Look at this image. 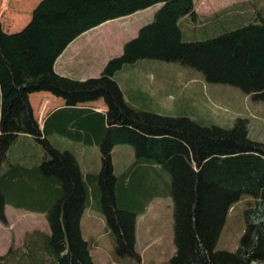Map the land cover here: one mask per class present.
I'll use <instances>...</instances> for the list:
<instances>
[{"label": "trees", "instance_id": "16d2710c", "mask_svg": "<svg viewBox=\"0 0 264 264\" xmlns=\"http://www.w3.org/2000/svg\"><path fill=\"white\" fill-rule=\"evenodd\" d=\"M260 2L239 1L199 14L195 0H38L20 27L6 29L0 18V221L8 222L10 203L46 212L49 224V231H26L0 255V264H95L80 228L90 201L99 203L117 253L130 262L140 260L136 219L158 190L151 173L159 174L157 168L168 174L165 191L173 199L176 250L171 264L264 260V141L250 135L242 118L225 126L194 114L148 109L149 98L140 87L126 97L115 77L140 59L177 61L201 70L208 82L229 83L264 100V15L258 9L242 25L201 40H184L180 25L188 16L207 22L227 16L230 22L235 9ZM157 3L161 6L153 20L125 41L122 53L111 57L99 75L78 79L55 70L56 60L76 37ZM37 91L63 102L43 123L31 99ZM98 99L105 110L93 105ZM184 105L183 110L192 109ZM53 133L71 144L59 147L50 138ZM32 138L41 150L29 149ZM88 144L100 149L98 171L89 159L84 165L78 157ZM119 144L132 145L135 158L116 173L112 150ZM239 200L246 201L239 245L217 249L226 216Z\"/></svg>", "mask_w": 264, "mask_h": 264}, {"label": "rangeland", "instance_id": "374dc122", "mask_svg": "<svg viewBox=\"0 0 264 264\" xmlns=\"http://www.w3.org/2000/svg\"><path fill=\"white\" fill-rule=\"evenodd\" d=\"M37 1L0 0V18L6 29L24 24L28 19L27 14L31 13L30 9ZM195 1L199 14H212L245 0ZM160 6L161 3H157L130 15L110 20L107 24H100L101 26L87 30V34L80 35L73 43L77 51L73 59L75 67L69 68L70 75H82L86 78L99 75L111 57L122 53L125 41L134 37L142 25L153 20ZM256 9L264 15V2L246 9H235L233 21L230 22L227 16H220L208 22L203 17H185L180 22L183 39L201 40L236 28L252 19L257 13ZM84 49L88 54L82 58ZM81 59H87L88 62L79 65ZM115 77L126 97H130L134 87H140L149 98V107H146L148 109L171 115H195L205 121L225 126H230L242 118L248 125L250 135L264 141V100L255 98L229 83L208 82L202 71L196 67L177 61L148 58L125 65ZM31 99L39 123H43L44 117L52 108L63 103L48 91L34 92ZM184 104L192 105V109L183 110ZM93 105L100 110L106 109L102 99L96 100ZM141 107L145 108L144 105ZM50 138L62 148L71 144L58 133L50 134ZM27 144L30 150H41L42 144L36 139L32 138ZM84 148L89 151L87 157ZM8 154L10 158L11 151ZM77 154L82 164L88 165L89 159L94 170L101 168V153L97 145H85ZM112 157L114 172L121 173L133 162L134 148L130 144L116 145L112 150ZM157 170L160 171L159 174L153 171L151 173L158 182V190L150 198L145 212L137 214L135 249L141 254V260L130 262L128 257L117 253L115 236L108 228L106 217L97 201H90L84 207L80 228L82 236L89 242L95 264H171L176 250L173 199L170 192L165 191L170 182L168 174L163 169ZM247 196L251 197L246 195L244 198ZM245 206L246 201L239 200L229 210L215 244L217 249L235 250L238 247L246 226L243 214ZM5 209L8 222L0 221V255L6 252L12 243L20 242L26 231L35 228L49 230L46 212L18 208L10 203H7ZM255 264H264V260L259 259Z\"/></svg>", "mask_w": 264, "mask_h": 264}, {"label": "crops", "instance_id": "0c3cea01", "mask_svg": "<svg viewBox=\"0 0 264 264\" xmlns=\"http://www.w3.org/2000/svg\"><path fill=\"white\" fill-rule=\"evenodd\" d=\"M110 21V20H109ZM107 22H104L102 23L101 25L103 24H107ZM99 25V26H101ZM98 27V26H97ZM88 31L84 32L83 35L87 34ZM82 35V34H81ZM79 37V36H78ZM78 37H76L67 47L66 49L63 51V53L58 57V59L56 60L55 62V65H54V68L55 70L58 72V73H61L63 75H67V76H70V77H73V78H79L81 77L80 79H84L86 78L85 76L83 77L82 75L80 76H74V75H70V71H69V68L71 66L75 67L74 65V62H73V59L76 57V51H77V48L75 49V47H73V43L74 41H76L78 39ZM71 47H73L71 49ZM75 49V50H74ZM74 50V51H72ZM88 54V51H86L84 49V53L82 55V58L85 57L86 55ZM88 60L87 59H81L79 61V65L80 64H84V63H87ZM60 101V100H59Z\"/></svg>", "mask_w": 264, "mask_h": 264}]
</instances>
